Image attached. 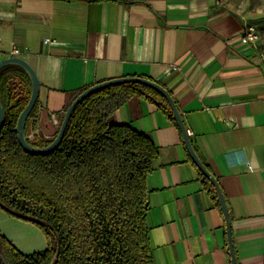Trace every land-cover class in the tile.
I'll list each match as a JSON object with an SVG mask.
<instances>
[{"label":"crops","instance_id":"crops-1","mask_svg":"<svg viewBox=\"0 0 264 264\" xmlns=\"http://www.w3.org/2000/svg\"><path fill=\"white\" fill-rule=\"evenodd\" d=\"M234 1L0 0V59L17 50L35 70L29 138L43 143L92 85L141 77L163 86L225 198L237 264H264V35L240 42L250 24ZM110 122L159 149L147 177L153 264H230L222 210L169 119L134 98Z\"/></svg>","mask_w":264,"mask_h":264},{"label":"trees","instance_id":"trees-1","mask_svg":"<svg viewBox=\"0 0 264 264\" xmlns=\"http://www.w3.org/2000/svg\"><path fill=\"white\" fill-rule=\"evenodd\" d=\"M30 93V80L21 68L0 70L5 114L0 130V209L38 227L47 247L23 254L0 233V264H153L147 177L159 149L146 133L110 118L132 99H144L180 133L166 99L134 83L100 89L74 109L59 146L51 154L34 156L21 149L16 132ZM37 105L38 99L25 134L32 146L41 148L56 137L59 127L49 142L30 139L36 131ZM203 180L221 211L213 186Z\"/></svg>","mask_w":264,"mask_h":264},{"label":"water","instance_id":"water-1","mask_svg":"<svg viewBox=\"0 0 264 264\" xmlns=\"http://www.w3.org/2000/svg\"><path fill=\"white\" fill-rule=\"evenodd\" d=\"M6 66H17V67L21 68L27 74V76L30 80L31 93H30V96H29V99L27 101L26 106L24 107V109L21 111V113L18 116L17 123H16V132H17V140H18V143H19V146L21 147V149L25 153L30 154V155H34V156H43V155L51 154L59 146V144H60V142L64 136V133H65L66 127L68 125L69 119H70L74 109L85 98H87L92 93H94L100 89L112 86V85L123 84V83L140 84V85L149 87V88L157 91L158 93H160L166 99V101L170 107L173 118H174V120H175V122H176V124L180 130L184 147H185L191 161L196 166V168L200 171V173L203 175V177L206 178L210 182V184L213 186V188L216 192L217 199H218V202H219V205H220V208L222 210L224 220H225V230H226V236H227L228 251H229V255H230V264H237L235 251H234V247H233V242H232L231 230H230V219H229V214H228L225 198L221 192V189L219 187V184H218L216 178L206 169L204 164L199 159L197 153L195 152V150L191 144L187 128H186V126L182 120L181 114H180L172 96L169 94V92L163 86H161L160 84H158L152 80H149L146 78H141V77H122V78L111 79V80H107V81L92 85V86L86 88L85 90H83L82 92H80L73 99V101L70 103V105L67 107V109L64 112L63 119L60 123L56 137L48 145L41 147V148H38V147L32 146L28 142L26 134H25L26 121H27L28 116H29L30 112L32 111L34 105L36 104V101H37L38 96H39L40 83H39L38 76H37L35 70L30 66V64L26 60H24L23 58H21L19 56L11 55V56L0 59V70ZM4 121H5L4 109H3V106L0 102V130L2 129V127L4 125ZM1 259L3 260L2 257H1Z\"/></svg>","mask_w":264,"mask_h":264},{"label":"rangeland","instance_id":"rangeland-1","mask_svg":"<svg viewBox=\"0 0 264 264\" xmlns=\"http://www.w3.org/2000/svg\"><path fill=\"white\" fill-rule=\"evenodd\" d=\"M236 9L247 16L251 26L264 35V0H235ZM0 233L23 254L40 252L47 247L44 233L30 222L6 215L0 209Z\"/></svg>","mask_w":264,"mask_h":264},{"label":"built area","instance_id":"built-area-1","mask_svg":"<svg viewBox=\"0 0 264 264\" xmlns=\"http://www.w3.org/2000/svg\"><path fill=\"white\" fill-rule=\"evenodd\" d=\"M259 33L254 26L247 25L245 26L242 36L240 37V42L243 45H253L256 46V42L260 41ZM48 42V40H46ZM256 49L260 52V59L262 64L264 65V38L261 40L260 47L257 46ZM18 54L17 50L13 51V55L16 56ZM32 139V138H30Z\"/></svg>","mask_w":264,"mask_h":264},{"label":"clouds","instance_id":"clouds-1","mask_svg":"<svg viewBox=\"0 0 264 264\" xmlns=\"http://www.w3.org/2000/svg\"><path fill=\"white\" fill-rule=\"evenodd\" d=\"M260 14H264V9L258 10Z\"/></svg>","mask_w":264,"mask_h":264}]
</instances>
